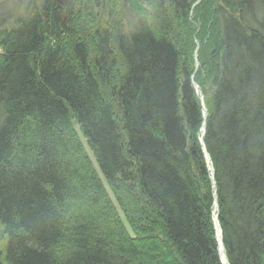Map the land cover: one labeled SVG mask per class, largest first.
Returning a JSON list of instances; mask_svg holds the SVG:
<instances>
[{"label": "trees", "instance_id": "trees-1", "mask_svg": "<svg viewBox=\"0 0 264 264\" xmlns=\"http://www.w3.org/2000/svg\"><path fill=\"white\" fill-rule=\"evenodd\" d=\"M144 1L168 33L92 0L0 29V264H222L214 201L227 264H264V0L199 1L196 72L198 0Z\"/></svg>", "mask_w": 264, "mask_h": 264}, {"label": "rangeland", "instance_id": "rangeland-1", "mask_svg": "<svg viewBox=\"0 0 264 264\" xmlns=\"http://www.w3.org/2000/svg\"><path fill=\"white\" fill-rule=\"evenodd\" d=\"M36 0H0V29L5 28V29H10V27L14 24H17L19 21H22L25 18V15L27 16L28 11L30 7L32 6V3H34ZM198 0L194 4L190 6L189 9V14H188V19L191 22L192 30L194 31L192 34V39L194 38L192 45L189 50V55L193 58V72L197 71V68L199 66V49L200 45L195 36H197V33L200 29V18L195 17V12H194V7L199 4ZM92 8H91V15L92 14H99V23L102 26H106V28H111L114 23L117 22V25L120 24V26H123L124 29H131V27L136 18H141L139 15L142 14L144 17V20L149 23V25L158 33H163L166 32L168 33L169 30L171 29L168 27L166 23H164V17H162V14L158 11L160 8H156L153 5H149L147 2L144 0H92ZM89 17L88 14H81V18L86 20ZM143 19V18H142ZM111 22V23H109ZM164 26V27H162ZM179 35H183V33L179 32ZM185 38L184 36L182 39ZM194 76L191 75V83L198 95L200 104H201V109H202V116L206 118L207 116V107H206V97L204 94L201 92L198 84L193 78ZM209 95V93H208ZM208 98V97H207ZM204 118V119H205ZM203 119V122L199 128L198 131V141L201 144V147L205 153V157L207 160H209L208 153L206 152L205 146H204V140L203 136H200L201 128L205 129L206 127V122ZM77 128V126H76ZM79 133L80 138L82 139L86 151L88 155L91 157V160L93 161L95 168L97 170L98 175L100 176L105 188L109 192V194L112 196L111 191L109 190V187L107 185V182L99 170L98 166H96L95 161L92 157V154L87 147L84 138L82 135ZM205 133V132H204ZM216 202L214 203V211H212V221H213V226H214V232H215V238L216 242L222 244L221 247L217 244V250H218V255L220 258V261L222 264H227V259H226V253L224 250L223 246V241H222V230L219 225V236L216 232V221H218V216L217 214V208H216ZM70 208V207H69ZM71 209V208H70ZM120 215L122 213L120 212ZM215 215V216H214ZM123 218V217H122ZM219 223V221H218ZM9 239V238H8ZM7 237L2 238L0 241V248L3 249L4 245L6 242H8ZM219 239V241H217Z\"/></svg>", "mask_w": 264, "mask_h": 264}, {"label": "bare ground", "instance_id": "bare-ground-1", "mask_svg": "<svg viewBox=\"0 0 264 264\" xmlns=\"http://www.w3.org/2000/svg\"><path fill=\"white\" fill-rule=\"evenodd\" d=\"M132 27H134V25H132L131 26V28ZM204 118H205V116H204ZM77 126V125H76ZM76 130H77V132H80L79 131V128H78V126H77V128H76ZM204 132H205V129H203V128H201V132H200V136H202L203 134H204ZM81 139V138H80ZM85 140V139H84ZM81 141H82V139H81ZM82 143H83V141H82ZM84 144V143H83ZM207 163L209 164L210 162H209V160H207ZM216 201H214V203H215ZM216 208H217V210H218V206H217V204H216ZM218 215V213L216 214V216ZM215 216V215H214ZM220 225V224H219ZM216 226V225H215ZM217 228V227H216ZM216 232H217V234H218V236H219V231H218V229L216 230ZM217 241H219V239L217 240ZM218 245H219V247H221L222 246V244L220 243V241H219V243H217Z\"/></svg>", "mask_w": 264, "mask_h": 264}, {"label": "water", "instance_id": "water-1", "mask_svg": "<svg viewBox=\"0 0 264 264\" xmlns=\"http://www.w3.org/2000/svg\"><path fill=\"white\" fill-rule=\"evenodd\" d=\"M213 188L215 189V184H214V181H213ZM216 227H217V229L220 231V229H219V223H218V221H216Z\"/></svg>", "mask_w": 264, "mask_h": 264}]
</instances>
